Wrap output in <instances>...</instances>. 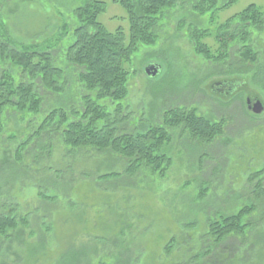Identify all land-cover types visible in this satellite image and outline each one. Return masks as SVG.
Listing matches in <instances>:
<instances>
[{"label":"rangeland","instance_id":"374dc122","mask_svg":"<svg viewBox=\"0 0 264 264\" xmlns=\"http://www.w3.org/2000/svg\"><path fill=\"white\" fill-rule=\"evenodd\" d=\"M193 1L177 0L163 9L155 42L140 45L124 64L129 75L118 111L123 117L119 129L145 131L161 121L163 110L177 107L194 108L197 115L212 122L222 120L224 133L207 144L191 139L180 128L173 129L162 152L168 159L160 170L153 173L141 168L128 175L122 173L123 159L109 153L68 156L60 131L51 129L49 122L38 136L39 124L60 101L57 95L43 91L44 103L36 114L18 116L8 111L1 117L0 213L11 209L28 217L20 243L8 246L0 238V257L7 254L9 264H54L72 248L86 252L79 264H115L121 252L130 253L134 264H169L188 247L194 245L197 250L206 216L215 211L230 215L247 204H254L252 216L260 218L252 234L263 233L261 246L248 243L255 252L250 262L264 264V213L258 202L264 193L257 192L255 185L258 180L264 184V112L254 116L245 104L248 90L264 99V30L251 34L258 57L248 63L237 52L239 40L230 42V57L220 65L198 53L191 37L195 29L205 30L202 40L214 49L215 35L227 19L250 4L264 14V0H236L203 15L192 10ZM226 1L218 0V6ZM78 3L0 0V35L16 44L55 46L59 55L57 47L69 41L66 30L72 29ZM98 20L108 31L128 28L126 10L112 0H106ZM235 26L232 23L231 29ZM62 35L61 43L55 44ZM152 63L160 71L150 77L144 69ZM7 67L0 65V71ZM221 80L238 83L237 94L213 89L211 84ZM72 89L68 86L61 99ZM86 91L81 90L79 97ZM99 103L106 105L115 120L117 102L103 99ZM75 106L81 107L78 99ZM106 161L111 165L107 169L120 174L99 177L105 170L101 167V173H95V166ZM88 170L92 174L84 177L82 173ZM171 238L179 245L165 254ZM29 246H37V254L30 257L24 251Z\"/></svg>","mask_w":264,"mask_h":264},{"label":"trees","instance_id":"16d2710c","mask_svg":"<svg viewBox=\"0 0 264 264\" xmlns=\"http://www.w3.org/2000/svg\"><path fill=\"white\" fill-rule=\"evenodd\" d=\"M76 1L79 3L73 12L72 29L66 30L69 41L63 48L57 45L59 55L55 46L16 44L9 36L0 35V65L10 66L0 71V134L3 130L1 117L6 116L8 111L18 116L41 111L44 103L43 91L57 95L60 101L39 124L36 132L38 136L42 135L44 125L49 122L52 124L51 129L60 131L63 142L68 147V156L73 158L75 153L78 155L92 151L109 153L123 159L122 173L128 175L141 168L153 173L160 170L162 163L168 159L162 152L173 129L180 128L191 139L207 144L224 133L222 120L212 122L197 115L194 108L177 107L163 110L161 121L145 131L123 132L119 129L123 117L118 115V111L120 101L126 95L129 75L124 64L130 62L132 54L140 45L155 42L159 14L177 0H112L120 4L128 16L127 30L118 27L114 31H108L98 20L105 9L106 0ZM235 1L227 0L218 6V0H194L192 10L203 15L213 9L227 7ZM232 23L236 25L235 29H231ZM222 26L221 32L215 35L214 49L202 40L205 30L195 29L191 34L195 50L208 62L221 65L230 57V42L239 40L241 44L237 52L243 62H254L258 54L254 51L251 34L253 31L264 30L263 12L255 4H250L227 19ZM63 38L64 35L59 37L55 44L61 43ZM13 69H16V73ZM68 86L73 88L72 92L61 99V93ZM84 88L87 91L79 97ZM77 99L81 107L75 106ZM103 99L117 102L113 113L115 120H112V114L108 113L106 105L99 103ZM55 118L57 120L54 122ZM110 166L109 162L105 165L100 163L95 166V173H101L103 167L105 171L99 177L120 174V171L107 169ZM91 172L88 170L82 175L90 176ZM255 185L257 192L264 193V184L260 180ZM40 195L46 198L45 195ZM258 202L261 209L259 211L264 213V196ZM253 211L254 204H247L230 215L215 211L213 215L206 216L205 231L198 238L197 250L194 245L188 247L169 264H260L259 260L250 262V257L255 252L248 248V243L254 245L257 242L260 243L259 246L263 243V233L252 234L255 231V221L260 220L253 218ZM27 224V216L21 217L11 209L2 211L0 238H5L8 246L14 241L20 243ZM9 231L13 232L8 233ZM20 245L15 247L20 248ZM175 245L178 246L179 243L171 238L164 247L165 254H170ZM35 247L31 249L29 246L24 251H28L31 257L37 254ZM261 249L257 253H261ZM85 253L74 248L69 249L54 264H79ZM114 261L115 264H134L130 253L124 252L116 255ZM9 263L7 254L0 257V264Z\"/></svg>","mask_w":264,"mask_h":264},{"label":"water","instance_id":"95a60500","mask_svg":"<svg viewBox=\"0 0 264 264\" xmlns=\"http://www.w3.org/2000/svg\"><path fill=\"white\" fill-rule=\"evenodd\" d=\"M159 71H160V66L154 63L147 65L144 69L145 74L150 77L157 75ZM227 81H230V80H227ZM248 92H251V91L248 90ZM254 95H255L254 98L246 97L245 99L246 109L250 114L254 116H260L264 112V102L260 99L261 97L259 95L257 94H254Z\"/></svg>","mask_w":264,"mask_h":264},{"label":"flooded vegetation","instance_id":"af4514ba","mask_svg":"<svg viewBox=\"0 0 264 264\" xmlns=\"http://www.w3.org/2000/svg\"><path fill=\"white\" fill-rule=\"evenodd\" d=\"M214 84H211V86L213 87V89L217 90V92H219V94H228L231 95L232 93H236L237 94V90L239 88V84L238 83H234L232 82V80L227 81V80H221V81H217V82H213ZM237 84V85H235ZM215 85V86H214ZM247 97L250 98H254L255 95L251 92H247ZM263 102L264 99L260 98Z\"/></svg>","mask_w":264,"mask_h":264}]
</instances>
